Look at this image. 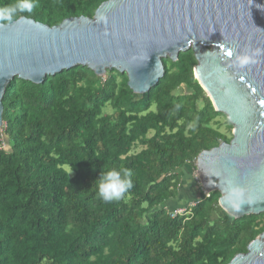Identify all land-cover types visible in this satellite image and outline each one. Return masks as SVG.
Listing matches in <instances>:
<instances>
[{
    "label": "trees",
    "instance_id": "1",
    "mask_svg": "<svg viewBox=\"0 0 264 264\" xmlns=\"http://www.w3.org/2000/svg\"><path fill=\"white\" fill-rule=\"evenodd\" d=\"M106 1L38 0L21 17L54 27L91 19ZM161 63L162 77L142 95L123 73L97 77L81 66L39 85L17 78L6 85L0 264H228L264 232V212L233 219L216 191L205 199L190 183L187 201L178 200L179 171H195L200 153L230 142L220 120L230 133L232 126L194 78L190 49ZM112 168L131 169L134 187L104 203L95 181ZM192 202L187 216L169 218Z\"/></svg>",
    "mask_w": 264,
    "mask_h": 264
},
{
    "label": "water",
    "instance_id": "2",
    "mask_svg": "<svg viewBox=\"0 0 264 264\" xmlns=\"http://www.w3.org/2000/svg\"><path fill=\"white\" fill-rule=\"evenodd\" d=\"M97 14L107 17L96 22ZM264 49V0H107L91 19L70 18L48 27L25 17L0 24V128L2 97L13 79L39 85L75 66L97 77L114 69L127 87L142 95L163 75L161 60L174 62L191 50L193 76L215 112L232 126L231 140L200 153L195 172L201 190L218 192L232 179L248 189L256 203L233 219L264 212V56L243 71L230 65L246 49ZM227 72L231 80L220 85ZM231 88L232 94L225 95ZM228 264H264V232Z\"/></svg>",
    "mask_w": 264,
    "mask_h": 264
},
{
    "label": "clouds",
    "instance_id": "3",
    "mask_svg": "<svg viewBox=\"0 0 264 264\" xmlns=\"http://www.w3.org/2000/svg\"><path fill=\"white\" fill-rule=\"evenodd\" d=\"M38 0H13L12 3L4 7H0V24L12 25L17 22L18 18L24 13H32L37 7ZM96 22L98 24H106L107 17L103 14H97ZM264 56V49H246L242 53L235 56L231 63V67L240 71L250 68L260 62V57ZM231 80L227 72L223 76L218 77L220 85H225ZM232 89L226 88L225 95H231ZM195 128V122L190 124ZM133 172L131 169L112 168L101 172L100 177L95 181L96 195L104 203L118 202L122 200L127 193L134 187L132 181ZM220 203L226 211L232 214L241 213L244 206H252L256 203L254 197L249 193L248 189L235 183L232 179L219 181Z\"/></svg>",
    "mask_w": 264,
    "mask_h": 264
},
{
    "label": "rangeland",
    "instance_id": "4",
    "mask_svg": "<svg viewBox=\"0 0 264 264\" xmlns=\"http://www.w3.org/2000/svg\"><path fill=\"white\" fill-rule=\"evenodd\" d=\"M103 77V76H102ZM105 113L106 114H110V110L109 109H107L106 111H105ZM220 122V126H219V131L221 132V133H223V134H225L226 136H229L230 137V132H229V130L227 129V127H226V125L223 123V120H220L219 121ZM2 129H3V127L2 128H0V142L1 143H3V147H5V142H4V139H3V137H2V135H1V131H2ZM231 132H232V128H231ZM227 133H229V135L227 134ZM64 170L65 171H67V173L69 174V175H71V173H70V171L68 170V168L67 167H64ZM180 173H181V175L183 174V176L184 175H186L187 176V174H189L188 175V177H187V179L186 180H184L183 181V185H182V187H181V191H180V194L181 193H184L185 195L184 196H188V189H189V184L190 183H193V184H196L200 189H201V181H200V179L198 178V176H197V174H196V172L195 171H188V173H187V170L185 171H183V170H180L179 171ZM180 189V188H179ZM198 194V193H197ZM196 195V194H195ZM184 201H181V203H183Z\"/></svg>",
    "mask_w": 264,
    "mask_h": 264
},
{
    "label": "built area",
    "instance_id": "5",
    "mask_svg": "<svg viewBox=\"0 0 264 264\" xmlns=\"http://www.w3.org/2000/svg\"><path fill=\"white\" fill-rule=\"evenodd\" d=\"M0 148H3V143L0 142ZM203 198L207 199L209 197V192H205L204 190H201ZM196 202L189 203L183 207H179L174 209L173 211H170L168 213L169 218L174 219L175 217H185L189 213V209L194 206Z\"/></svg>",
    "mask_w": 264,
    "mask_h": 264
},
{
    "label": "crops",
    "instance_id": "6",
    "mask_svg": "<svg viewBox=\"0 0 264 264\" xmlns=\"http://www.w3.org/2000/svg\"><path fill=\"white\" fill-rule=\"evenodd\" d=\"M181 179H182V180H186V175L183 176V174H182V175H181ZM180 191H181V190H180ZM183 197H184V193H181V194H180V192H179V198H178V200H180V201H183V200H184V203H185V201H187V199L184 197V198L186 199V200H185ZM173 205H175V204H174V203H173V204H169L168 207L171 208Z\"/></svg>",
    "mask_w": 264,
    "mask_h": 264
}]
</instances>
